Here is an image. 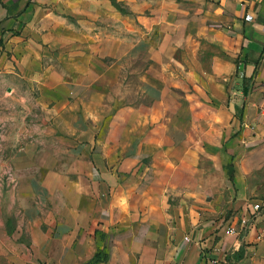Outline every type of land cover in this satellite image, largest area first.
<instances>
[{"label":"crops","instance_id":"crops-1","mask_svg":"<svg viewBox=\"0 0 264 264\" xmlns=\"http://www.w3.org/2000/svg\"><path fill=\"white\" fill-rule=\"evenodd\" d=\"M229 1L246 69L256 68L241 121L222 106L217 116L206 114V167L186 166L189 174L180 177L177 165L160 178L156 156L178 146L177 131L163 127V113L145 112L141 102L104 104L94 92L85 98L83 91L97 83L89 75L59 82L61 95L42 97L47 122L36 127H15V117L5 127L0 105V264H211L206 253L220 264H264V237L256 238L264 209L253 226L246 222V205L259 201L247 184L264 168V0ZM221 11L206 9V21H224ZM247 13L251 21L244 20ZM11 38L0 27L2 43ZM99 55L86 54L88 61ZM168 64L154 63L162 81L173 83ZM150 70H131L129 85L155 101L161 89L150 81ZM67 84L75 95L67 96ZM184 132L194 141L190 128ZM147 155L152 178L136 193L146 175L138 160ZM230 156L232 181L224 170ZM195 184L203 185L201 193ZM228 227L235 234L226 235ZM240 247V257L229 260Z\"/></svg>","mask_w":264,"mask_h":264},{"label":"rangeland","instance_id":"rangeland-1","mask_svg":"<svg viewBox=\"0 0 264 264\" xmlns=\"http://www.w3.org/2000/svg\"><path fill=\"white\" fill-rule=\"evenodd\" d=\"M4 2L6 16L0 27L3 34L7 32L12 37L7 44L0 39L4 97L0 105L5 127H11L12 117L19 128L47 122L42 97L61 95L59 82L67 83L79 74L89 75L97 83L83 91L85 98L94 92L93 97L104 104L124 99L141 102L145 112L163 113V127L177 131L173 139L178 146L156 156L155 162L161 167L158 176L162 178L166 169L177 165L180 177L189 174L186 166L206 167V152L202 149L206 147V114L217 116L222 106L231 112V119L241 121L247 96L243 88L251 89L256 67L246 69L244 47L229 0ZM218 7L223 8L225 20L216 21L211 16V22L206 21V9L216 12ZM95 52L99 58L88 61L90 56L86 54ZM159 60L169 63L166 73L175 77L173 83L162 81L154 65ZM86 64L88 70L83 71ZM140 68L151 69L150 81L161 89L155 101L140 98L134 83L129 85L130 71ZM67 85V96L75 95ZM75 91L79 93L81 89ZM103 122L105 128L108 121ZM187 128L193 131L194 141L187 140ZM170 136L164 139L170 142ZM19 139H25L24 135ZM138 161V171L146 175L136 193L152 178L150 168H145L150 156ZM128 179L133 182L131 174ZM247 185L256 192L253 198L264 201V168L251 176ZM202 186L195 184V192L201 193ZM169 202L167 196L166 203ZM144 206L149 207L145 202Z\"/></svg>","mask_w":264,"mask_h":264},{"label":"built area","instance_id":"built-area-1","mask_svg":"<svg viewBox=\"0 0 264 264\" xmlns=\"http://www.w3.org/2000/svg\"><path fill=\"white\" fill-rule=\"evenodd\" d=\"M252 19H253V16L251 14L247 13L244 15L245 21H251ZM261 99L264 103V92L261 94ZM262 112H264L263 107H262ZM246 209H247L246 222H249L250 225L253 226L255 224L258 216L260 215V212L264 209V201L259 200L256 202L248 203L246 205ZM235 232L236 231H235L234 227H228L225 229L226 235H233V234H235ZM263 237H264V227L259 229L256 238L262 239ZM184 240H188V237H184ZM206 256L209 257V261L211 262V264H220L218 259L215 256L208 255L207 253H206ZM222 264H224V263H222Z\"/></svg>","mask_w":264,"mask_h":264},{"label":"trees","instance_id":"trees-1","mask_svg":"<svg viewBox=\"0 0 264 264\" xmlns=\"http://www.w3.org/2000/svg\"><path fill=\"white\" fill-rule=\"evenodd\" d=\"M247 88L244 87L243 88V93L246 94L247 93ZM232 157L230 156L229 159H228V162L224 165V170H225V173H226V176L227 178L232 181L233 180V172H234V169H233V164H232ZM241 247L238 249V251L234 252L231 256L228 255V259L230 260L231 257L234 258V259H237L240 257L241 255Z\"/></svg>","mask_w":264,"mask_h":264}]
</instances>
